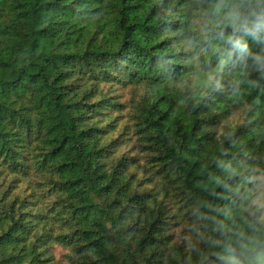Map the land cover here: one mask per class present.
<instances>
[{"label":"trees","instance_id":"obj_1","mask_svg":"<svg viewBox=\"0 0 264 264\" xmlns=\"http://www.w3.org/2000/svg\"><path fill=\"white\" fill-rule=\"evenodd\" d=\"M260 8L0 0V264H61L55 247L67 264H235L264 250L251 203L264 27L245 11ZM221 28L232 40L214 54Z\"/></svg>","mask_w":264,"mask_h":264},{"label":"clouds","instance_id":"obj_2","mask_svg":"<svg viewBox=\"0 0 264 264\" xmlns=\"http://www.w3.org/2000/svg\"><path fill=\"white\" fill-rule=\"evenodd\" d=\"M245 11L247 12L248 15L255 18V26L257 28L264 27V8H260L259 10H252V11H248L247 9H245ZM227 27H230V25L224 26V28ZM224 28L220 29L216 42L211 46V51L214 54H222L225 46L232 40V35L226 34ZM244 47L247 48L246 42L244 44ZM225 64H226V60L222 59L220 61L219 66L215 69V75H218L220 72L224 70ZM215 75L209 77V79H215ZM214 86L219 87V80H215ZM234 173H235V169H232L228 172V175L232 176ZM217 183L227 187V185L224 184V181L222 180L218 179ZM229 191H233V190L229 189ZM251 203L255 204L257 209L262 212L260 219L264 221V178H261V183L257 186V191L254 194V198L251 200ZM217 243H219V241H217ZM258 248L259 245L254 243L253 246L248 249V252L251 254L250 257L245 256L244 261L237 260L234 257L233 259L235 261V264H252V260L264 256V250L258 251Z\"/></svg>","mask_w":264,"mask_h":264},{"label":"rangeland","instance_id":"obj_3","mask_svg":"<svg viewBox=\"0 0 264 264\" xmlns=\"http://www.w3.org/2000/svg\"><path fill=\"white\" fill-rule=\"evenodd\" d=\"M117 95L122 96V101H126V99L128 98V95L125 90L118 91ZM53 254L55 256L56 261L61 264H67L65 259L67 251L65 249H62L61 247H55L53 249Z\"/></svg>","mask_w":264,"mask_h":264}]
</instances>
